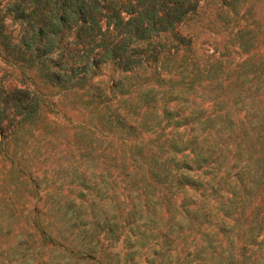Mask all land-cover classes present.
Segmentation results:
<instances>
[{
  "label": "rangeland",
  "instance_id": "obj_1",
  "mask_svg": "<svg viewBox=\"0 0 264 264\" xmlns=\"http://www.w3.org/2000/svg\"><path fill=\"white\" fill-rule=\"evenodd\" d=\"M8 3L0 29L13 46ZM154 42L140 64L107 60L57 83L0 39L5 83L40 100L0 131V264L264 260L241 249L247 224L221 210L240 177L264 168V0H198Z\"/></svg>",
  "mask_w": 264,
  "mask_h": 264
},
{
  "label": "trees",
  "instance_id": "obj_2",
  "mask_svg": "<svg viewBox=\"0 0 264 264\" xmlns=\"http://www.w3.org/2000/svg\"><path fill=\"white\" fill-rule=\"evenodd\" d=\"M197 4L198 0H9L8 9L20 22L19 40L11 46L2 29L0 39L17 57L40 63L50 82L68 83L97 73L107 60L128 69L156 56L159 49L151 38L176 27ZM39 102L35 91L7 85L0 74V131L35 111ZM259 138L264 142V134ZM251 169L253 180L233 174L240 177L241 187L230 192L221 210L225 218L247 224L238 232L241 249H264V168ZM251 187L260 198L254 205L244 199Z\"/></svg>",
  "mask_w": 264,
  "mask_h": 264
}]
</instances>
